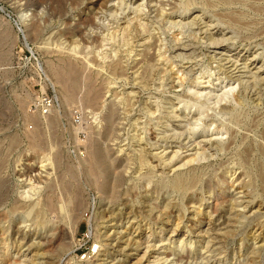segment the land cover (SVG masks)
<instances>
[{"label": "rangeland", "instance_id": "obj_1", "mask_svg": "<svg viewBox=\"0 0 264 264\" xmlns=\"http://www.w3.org/2000/svg\"><path fill=\"white\" fill-rule=\"evenodd\" d=\"M38 1L40 5L35 7L33 4L25 3V0H0V264H4L5 255L8 256L11 262L13 261V264H15L14 261H17L16 264H134L145 251L147 240H151L149 243H154V247H152L156 250L151 253L152 256L149 257L148 261L144 262L145 259L143 260L144 264L147 262L149 264L161 250L163 252H160V256L164 257L167 253L169 254L167 256L169 259L167 261L162 259L161 264H220L216 261H228V256L230 258L233 256L239 257L241 262L245 261L247 252L251 251L254 244L256 246L262 244L261 247L264 248V230L260 231L258 226L254 228L252 224L248 227L245 226V228H243L244 225L241 227L239 224L232 226L229 224L227 226L228 217L233 215L232 212H228L227 205H223V210L211 216L207 213L210 202H215L214 192L210 193L208 197L205 194V198L200 202L198 200V196H200L198 190L193 192L194 194L186 193L182 197V193L170 192L169 188L167 192L164 189L160 201L159 198H155L152 190L148 193L144 191L145 188L153 189L159 178L162 180L172 177L175 171L165 170V173L161 176L159 173L160 168H155V170L142 168L139 170L137 167H131L129 170L123 171L124 178L119 182L117 196L110 200L107 194L99 192L97 183L92 179L88 170L78 169L79 159L86 155L90 132L102 130L105 122L100 120L99 117L109 110L112 103L118 105V130L112 140H106V142L103 139L101 140L108 145L113 152L112 155L120 156L123 163H125L126 154H131L135 150L143 148L147 152L148 158L156 152L153 147L154 140L148 139L147 136L154 137L156 133L161 131V127L148 124L142 130L139 127L140 125L138 127L132 125L135 121H138V123L145 122L147 116L155 117L158 115V112L153 116L144 115L141 111L143 105L146 103L153 104L156 98L161 99L163 104V108L160 110L167 112L165 109L175 108L169 100L172 99V103L175 104L177 101L174 99L173 92L179 91L181 93L183 91L177 78L182 75L181 78H184V82L188 85L194 72L197 75L200 71V67H197L199 65L195 66L196 62L205 64L208 56L214 55V48H207L200 44L201 38L205 35L204 30L207 28V24L212 25V30L209 29L208 32L213 36L219 37L224 34L228 38V41L222 46L224 55L221 57L223 59L221 63L225 62L226 57L239 60V63L246 61L251 72L250 70H241L242 72H239V75L243 76L242 80L245 83H250V85L253 84L251 75L255 71L264 76V67L258 71V66L264 64V0H215L208 3L204 0H193V4L188 6L189 10L183 14V17H180L181 15L177 11L171 14L170 4L175 3V0H153L147 3L150 9L149 16H151L148 20L154 17L161 6L166 12L165 21L159 25H152L151 29L153 33L152 41L159 37L164 39V43H168L165 55L169 60L166 62L162 59L161 62L156 63L157 69L154 70L152 77H149L145 82L146 86L133 84L134 69L130 68L126 73V76H128L127 81L130 83L124 84L118 78V83L109 84L102 88L100 105L102 104L103 107L101 105L102 109L94 111L100 114L96 120L91 112L92 109L86 105L84 106L83 100L81 101L85 90L79 87L75 90V98L68 100L67 90L55 81L54 76L49 71L50 66L55 63L63 65L60 60L68 58V54H71L70 58L73 61L79 62L81 56L86 54L89 58L102 63L101 58L96 55L98 48L91 40L96 35L104 36L113 33L114 39L109 42L108 46H104V52L112 54L113 49L122 51L125 47L121 45L120 34L117 29L124 25L129 17H132V9L118 10L116 18H112L110 13L103 7V0H84L80 6L73 8L66 7L63 2L57 0ZM113 4L114 2H109L107 7H111ZM22 12L27 13L25 22H22L20 18ZM89 13H95L94 23L80 24L76 30H73L72 34H69V27L65 26L66 20L67 22L71 21L72 23H70L73 25ZM228 16H234L236 21L229 20ZM38 18H42L43 32L39 37L33 38L29 35V25ZM193 19L195 24L183 27L184 34L182 35L179 34L178 27H171L169 24L171 20L187 23ZM5 34L8 35L5 37ZM189 34L192 36H189ZM175 36L181 38L182 43L192 45L188 48L170 46L174 44L173 38ZM193 36L200 40L199 43H195L197 39ZM139 43L140 41L134 44L136 53L143 49L139 46ZM75 45L76 50L81 51V56L72 55L70 49ZM193 48L195 53H192ZM179 54L181 56H177ZM188 54H191V57L198 54L197 59L185 60V58H182V56ZM254 55L256 56L255 63H251L253 60H249V58ZM217 57H219V54H216ZM138 58L140 57L137 56L133 59L136 62ZM106 60L108 61V59ZM173 65H175V68L171 70ZM215 65L216 63L213 62L212 66ZM91 69L95 71L96 67H91ZM176 69L179 71H176ZM161 70L165 71L160 72ZM86 72L84 71V73ZM81 73L83 74L82 71ZM163 73L165 74L162 81L160 77ZM100 74L105 77L108 74V69L101 70ZM205 80L200 78L198 82ZM200 86H203V83ZM210 89H214L215 94L220 92L218 91V84H214ZM263 89L264 82L258 83L256 87L250 89L249 99L244 100L241 105L235 106L231 99H228L227 103H221L222 105L234 104L235 106L233 111L219 114L215 119L227 123L235 136L236 143L232 144L229 150L216 153L209 158L213 168L219 169L220 163L226 162L235 151L241 149V137L245 135L247 136L246 140L256 144L255 147H259L260 144L264 145ZM162 91L165 93L159 94ZM237 91L238 88H235L234 92ZM44 94L49 95L54 100V106L48 113H43L39 108L38 100ZM258 95L261 96L260 101H258ZM181 111L182 109L178 110L179 113ZM191 111V113H194V108ZM54 115H56V118ZM48 116L54 117L55 121L58 120L52 127H50L52 123L49 124L48 118L50 117ZM35 118L36 120L37 118L40 119L39 121H42L40 122L42 124H36L34 122ZM44 118L47 120H44ZM45 121H48V123L46 124ZM156 121L153 120V123L155 124ZM161 122L163 127L178 124L168 116H165ZM48 124L50 126H47ZM32 133L38 135L41 133L39 135L41 136L40 146H32L29 138ZM226 136L223 139L228 142L230 136L229 134ZM171 148L175 149V145H171L170 150L167 149L168 154H171ZM188 149H191V147H188ZM193 152L194 150L185 151L184 148L180 151V158ZM208 152L214 153V149L209 147ZM55 153H59L60 162L53 158H51V164L48 161L39 162L44 154L52 157ZM154 162L156 160H152L153 164H155ZM205 162L206 160H200L197 163L195 162L194 166L196 164L202 165ZM67 166L68 172L65 170ZM199 167V170H201L202 166ZM203 167L205 170L206 166ZM181 169H183L180 170L181 172H185L189 168ZM117 170H122V167L111 166L106 177H100L98 181L103 182L112 179L113 172ZM207 170L211 171V168L209 167ZM230 170V172L222 171L221 168L217 170L218 175L222 174L227 181V184L223 185L224 188L226 187L227 198L238 197L239 200L242 199L245 203L248 198L244 196V188H241L242 182L237 181L239 170L234 176H231L233 169ZM30 177L33 182L39 183V186H41V194L38 197L42 203L48 192L47 194L53 195L54 202L57 205L60 203L65 205L66 212H74L79 215V218H77V231L74 234L71 232L73 218L60 217L56 219V221L59 220L60 225H65L66 228L62 245L54 244L45 248L36 245L39 238L45 234L44 231L51 224L53 218H50L49 222L41 228L30 217L25 218L22 214L25 209L24 203L28 204V202L23 201L19 195L20 185L25 181V178ZM146 177L151 178L150 184H147ZM205 177L206 175H204ZM232 180H234V186L228 188V183ZM221 200L219 198L218 201ZM168 201L177 203V207L183 209L184 217L178 228L176 227V230L171 234L177 223L175 215L177 212L173 208L168 224L163 223L162 225L165 230L155 240L156 235L152 232L148 233V226H151L150 231L155 230L157 232L159 230L157 228L159 223H155L152 218L159 214L158 209L163 210ZM259 201H254L252 205L250 204L244 210L246 216L251 218L255 214H264V202L258 208ZM154 205L158 206L150 212L148 208ZM236 210L243 211L241 207H237ZM262 216L259 220L264 219V215ZM199 218L202 219L200 223L197 222ZM132 221L134 228L137 227L135 231H133V228H128ZM111 223L115 224V230H122L123 234H127L128 237L134 239L139 237V241L142 243L139 249L122 253L117 251L118 247H115L118 243L116 236H112L107 241L104 240L105 232L111 235L114 230V227L110 225ZM45 226L46 228H43ZM236 227L240 231L246 230L247 232H242L234 239L225 236L228 229ZM191 229H202L203 234L195 237L193 235L196 231ZM38 232H44V234L39 235ZM253 234H259L260 236L257 240H254L251 237ZM94 236H98V242H94ZM127 236L121 241H124ZM241 237H245L246 245L243 243V246L239 248ZM208 241L209 245L206 248ZM223 245H227L226 250H224ZM79 246H83V248L92 246L96 251L85 260L79 261L78 254L73 253L74 248ZM128 253L131 255L126 258ZM262 253L263 259L264 250ZM182 257H185V259Z\"/></svg>", "mask_w": 264, "mask_h": 264}, {"label": "bare ground", "instance_id": "obj_2", "mask_svg": "<svg viewBox=\"0 0 264 264\" xmlns=\"http://www.w3.org/2000/svg\"><path fill=\"white\" fill-rule=\"evenodd\" d=\"M57 1L63 2L64 5H66V7H70V8L78 7V5L80 6V4L84 2V0H57ZM151 1L153 0H103L102 1L103 7H105V9L110 13V16L112 18H116V15L118 14V10L122 11L127 8L132 9V14H133L132 17H129L125 22V24L123 23L124 25L120 26L117 29V31L120 34L121 45L124 46L125 48L122 51L113 49L112 54L104 52L105 51L104 46L106 45L108 46L109 42L114 39V35L113 33L106 34L104 36L96 35L91 40L92 42L95 43L96 48H98V50H96V55L97 57L101 58L100 60H102V63L97 62L96 59L89 58L88 55L86 54L81 56L80 55L81 51L76 50V45H75L70 49V51L72 52L73 56L77 55L82 57L79 60V62L73 61L70 58L71 54H68V58H64L60 60L63 65H59L54 62L55 64H52L50 66L49 71L54 76L55 81L57 83H60L67 90L66 92H68V98H67L68 100H73L75 98V90L79 89V87L85 90L81 97V101L83 100L82 103L84 102L83 103L84 106L86 105L87 107H90L92 109L91 112L95 116L94 117L95 120L98 118L97 116L100 115L98 114L99 112L96 113L94 111L97 109L99 110L101 108L102 104L100 105V101H101L100 94L102 88H105L109 84L118 83L117 82L118 78H120V80L124 84L130 83L129 81H127L128 76H126L127 70L130 68L134 69L133 71L134 76L132 75L133 76L132 82H134L133 84H141L142 86H146L145 82L149 77H152L154 70L157 69L156 63L158 61L161 62L162 59L165 60L166 62H168L169 60L165 55V52H167L166 46L168 45V43L166 42L164 43L163 42L164 39H161L159 37L158 39L152 41L153 33L151 29L152 25H159L160 23L165 21L166 12L163 10V7L161 6V9L155 13L154 17L148 20V18L151 16H149L150 9L148 8L147 3ZM204 1L208 3L215 0H204ZM220 1H228V0H220ZM109 2H114V4L111 7H107ZM193 2H194L193 0H175V3L170 4L171 14L172 12L176 13L177 11L180 13L181 15L180 17H183L184 16L183 14H185L189 10L188 6L193 4ZM25 3L33 4L35 7H38L40 5V2L38 0H25ZM94 15L95 13L85 14L82 18L78 20L79 21L78 23H74L73 25L71 24L72 23L71 21L67 22L66 20L65 26L67 25L69 27V28L67 27L69 29L68 33L72 34L73 30H76V28H78L80 24H89V23L93 24L94 23L93 19L95 18ZM26 17H27V13L22 12L20 15L22 22L26 21ZM228 17L229 20L234 22L236 21L234 16H228ZM41 21L42 18H38L30 23L29 35L31 37L37 38L43 32ZM169 24L171 25V27H178V29L180 30L179 34L182 35L184 34L182 31L183 27L187 25L195 24V20L193 19L187 23L186 22L182 23L179 20L178 21L171 20L169 21ZM211 26H212L211 24L206 25L207 28L206 29L204 28L205 35L204 37L201 38V41L198 40L195 36H193V38L197 39V42L195 43H199L198 41H200L201 45L207 48L209 47L214 48L215 50L214 55L210 57L208 56L205 64L204 63L199 64V62L198 63L196 62L195 66L199 65L197 67H200V71L197 75L194 72V74L191 76L192 78L190 82L188 81L189 82L188 85H186V82H184L185 79L181 78L182 75H180L177 78V80H179V86L182 87L183 91L181 93H179V91L173 92L174 99L177 101L175 104L172 103V99L169 100V102L175 108L172 107L171 109H165L167 112H164V110H160L163 108V104L161 103V99L156 98L154 102L152 101L153 104L146 103L145 105H143L141 111L144 113V115L153 116L156 112H158V115H156L155 117L147 116V120L145 122L138 123V121H135L134 125H132L134 127H138L140 125L139 127L142 130H144L148 124H150L151 126L155 125L161 127V131L156 133L154 137L147 136L148 139L154 140L153 147L156 152H154L151 155V157L148 158L149 156H147V152H145L143 148L137 151L135 150L131 154L129 153L126 154L124 158L125 163H123V160H121L120 156L112 155L113 152L110 150L108 145L104 144L103 142V141L106 142V140H112L115 136L116 131L118 130L117 129L118 120H119L118 105L112 103V106L109 108V110L107 112H104L101 115V117H99L100 120H103L105 122L102 127V130H98L97 132H90L86 155L79 159L78 169L88 170L90 175L92 176V179L97 183V188L99 192L107 194L110 200L116 198L117 196V192H118L117 188L119 182L124 178L123 171L129 170L131 167H137L139 170H141L142 168H146L150 170H155V168L157 169L160 168L159 173L161 176L162 174L165 173V170L175 171V174L172 177L170 178L168 177L167 179H162V180L161 178H159V180H157L156 183L154 184L153 189L145 188L144 191L148 193L149 191L152 190V192L155 194V198L156 199L159 198L160 201V199H162L163 197L162 193L164 189L167 192H168L167 189L169 188L170 192L182 193L183 194V196L181 195L182 197H184L186 193L189 194L198 190L200 192L199 193L200 196H198L199 197L198 200H200V202H202V200L205 198L206 195L208 197L210 196V193L212 194V192H214L213 198L215 199V202L214 203L210 202L208 206L209 210L207 211V213L210 216L223 210L224 208L223 205H227L228 212L233 213L232 216L228 217V220L226 222L227 226H229V224L230 226L239 224L241 225V227L242 225H244L243 228H245V226L248 227L251 226L252 224L253 228L258 226L260 231H262L264 230V219L259 220V218H262L263 217L262 215L264 214H255L253 217L250 218L245 215L244 210L247 209L250 204L252 205L254 201L257 200L259 201V199H262L259 201L260 203L258 205V208H260V206L263 204L262 202H264V145L260 144L259 147H255L256 144H253L252 141L246 140L247 136L245 135L241 137L242 138L240 141V144H242L241 149L235 151L234 154L231 157H229L226 162L220 163L219 166V169L221 168V170L225 172H230L231 171L230 169H233L231 176H234L236 172L239 170L237 181L242 182L241 188H244L243 191L244 196L248 198L247 202L244 201L245 203H243L242 199L239 200L238 197H231L229 199L227 198L226 187L225 188L223 187L224 184H227V181L225 180L222 174L218 175L217 170L219 169L212 167V163L210 162L209 158H211L216 153L225 152L229 150L231 148V145L236 143L235 136L233 135V132L230 130V127L227 125V123L218 121L217 119H215V117H217V115L219 114L222 115L230 111H233L236 105H241V103H243L244 100L249 99L248 93L250 89L256 87L258 83H263L264 76L258 74L257 71H255V73L252 72L253 74L251 76L253 78V84L250 85V83H245V81L242 80L243 76L241 77V75H239L240 74L239 72L250 70L249 65H247L246 61L239 63V60H232L230 59L231 57H226V59H224L225 62L221 63L223 60L221 57L222 55H224L223 54L224 50L222 49V46H224L223 44L226 41H228L227 40L228 38L224 34H221V36L219 37L213 36L211 33L208 32L209 29H211ZM156 29L158 28L156 27ZM78 30L77 32L79 31L81 32V30L79 31ZM7 35L8 34H5V37ZM189 36L192 35L189 34ZM181 40H182L181 38L175 36L173 38L174 44L170 46H183L184 48H188L190 45H192V44L186 45L182 43ZM138 41H140L139 46L143 47V49H141L138 53H136V50L134 49L135 47L134 44ZM192 50H193L192 53H195V49L193 48ZM216 54H219V57L216 58ZM190 55L191 54L182 56V58L183 59L185 58V60L192 58L193 60L197 59L196 57L198 54L195 55L194 57H191ZM137 56H139L140 58H138V60L135 62L133 58ZM177 56H181V55L179 54ZM106 59H108V61ZM249 60H253L251 63H255L256 56L255 55L251 56ZM213 62L216 63L215 66H212ZM91 67H96L95 71L92 70ZM263 67L264 64H260L258 66V71L262 70ZM105 68L106 70L108 69V74L105 77H102L100 71ZM173 68H175V65L172 66L171 70ZM81 71L83 72V74L81 73ZM84 71L86 73H84ZM164 71L165 70H161L160 72H164ZM176 71L179 70L176 69ZM164 74L165 73H163L161 77L159 76L160 78H162V81L164 79ZM200 78L204 80L206 78V80L198 82ZM124 79L126 80L125 82ZM226 79L227 81H225ZM235 82L236 84L234 85ZM202 83L203 86H200V84ZM214 84L215 85L218 84L219 86L218 91H220L219 93L215 94L214 89L213 90L210 89L211 86H213ZM235 88H238V91L236 93L234 92ZM163 93L165 92L162 91L159 94H163ZM262 94H264V89ZM228 99H231L234 102L235 106L234 104H230V105L221 104L222 102L227 103ZM260 99L261 96H259L258 101H260ZM192 108H194V113H191ZM180 109H182V111L179 113L178 110ZM54 116L56 118V115ZM165 116L172 118L174 121L178 122V124L170 125L169 127L168 126L163 127V123L161 122V120ZM46 118H44V120H47ZM55 118L54 117L48 118L49 124L50 123L52 124H50L51 126L49 124L47 126L50 127L54 126L55 125L54 123L58 121V120L55 121ZM37 120L39 121L40 119L37 118ZM37 120L36 118L34 120L36 124L42 122V121L38 122ZM153 120H157L155 124L153 123ZM48 121L47 122L45 121L46 124L48 123ZM40 134L41 133H39V135ZM228 134L230 136V139L228 140V142H226L225 139H223V137H225ZM30 135L29 138L32 146L34 147L40 146L41 136H39L37 133H32ZM102 139L103 141H101ZM173 144L175 145V149L171 148L172 149L171 154L170 153L168 154L167 149H169ZM188 147H191V149H188ZM209 147L214 149V153L208 152ZM184 148L185 151L194 150V152L190 153V155H185L183 158H180V151ZM51 158L55 159L57 162H60L61 157L59 153H55L52 157L51 155L44 154L41 161L39 162L44 163L45 161H48L51 164L52 163ZM152 160L153 161L156 160V162H154L155 164L152 163ZM200 160H206V162L203 163L202 165L196 164V166H194L195 162L197 163ZM113 165H116L117 167L121 166L122 170H117L113 172L112 179L99 182L98 179L103 176L106 177L107 172L109 171L110 167ZM199 166H202L201 170H199L200 168ZM203 166H206L205 170ZM185 167L189 169H186L187 171L185 172H181L180 170H183L181 168H185ZM209 167L211 168V171L207 170ZM65 170H67L66 172L69 171L68 166L65 167ZM160 175L159 177H161ZM204 175H206L205 178ZM146 181L147 184H150L151 178L146 177ZM228 184H229L228 188H232L234 186V180H232L231 182L229 181ZM47 193L45 195L44 202L42 203L38 197L41 194V186H39V183L37 184L33 182V180L30 177L28 179L25 178V181L20 185L19 195L23 201L28 202V204L24 203L25 209L22 211L24 217L25 218L30 217L31 220L37 225H40L41 228L42 226H44L46 223L49 222L50 218H53L48 228H46V226L43 227L46 228V230L44 231L45 234L44 232L42 233L38 232L39 235L44 234L41 238H39V241L36 244L42 248L49 246L51 247L54 244L62 245L64 243L66 228L65 225H60L59 220L56 221V219L60 217L61 218L66 217L69 219L70 217L73 218V225L71 226V232L74 234L77 231V224H78L77 218H79L78 213L75 214L74 212L73 213L66 212L65 205L63 203L57 205V203L54 202L53 195ZM219 198H221L222 200L218 201ZM76 202L78 201L76 200ZM157 206L158 205H154L148 208V210L151 212L154 208L156 209ZM237 207H241V210L243 211L236 210ZM173 208H175V212H177V214H175L177 223L175 224V227L172 229L171 234L176 230V227L178 228L179 223L184 217L183 215L184 213L182 212L183 209L182 210L179 209L177 207V203L168 201L166 205H164L163 210L158 209L159 214H157L156 217L152 218L155 223H159V225L157 226L159 230L157 232L155 230L150 231L151 226H148V233L149 232H152V234L155 233L154 234L156 235V237L154 238L155 240L165 230L162 225L163 223L168 224L169 218L171 217V214L173 212L172 211ZM201 220L202 219L199 218L197 222L200 223ZM110 225L114 227L115 224L111 223ZM128 226L129 229L133 228L134 229L133 231L137 229V227L134 228L133 221ZM115 229L116 227H114V230L112 231L111 235L105 232L104 240L107 241L112 236H116L115 238L117 239L118 243L115 245V247H118L117 251L125 253V251H129V250L131 251L132 249L133 250L139 249V247L142 244L139 241V237L135 239L133 237L130 238L127 236V234H123L122 230L117 231ZM192 231H196L195 235H193L195 237L201 236V234H203L202 229L192 230ZM242 232L246 233L247 231L246 230L240 231L237 229V227L230 228L226 231L225 236L234 239L236 236L242 234ZM125 236H127V238L124 241H121ZM259 236H260L259 234L256 235L253 234L251 237L254 240H257ZM97 239L98 236H94V242H98ZM150 241L151 240H147V245H145V251L136 260L134 264H144V262L148 261L149 257L152 256L151 253L154 252L156 248L155 249L153 248L154 243H149ZM245 241H246L245 237H241L239 248L243 246V243H245ZM263 243H264V239H263ZM208 245H209V241L206 243V248H208ZM261 246L262 244L260 246H256L254 244L251 251L247 252V259L243 262L239 260L240 259L239 257H234V256L231 258L230 256H228V261L226 260L227 262L226 261L222 262L220 260H217L216 262L220 264H227V263L264 264V258L262 259V254H263L262 251L264 250V248H262ZM180 247H182V245H180ZM223 248L224 250H226L227 245L225 246L223 245ZM160 252H163V250L159 251L157 255L154 254L155 257L153 258V260H151V262H149V264L152 263L161 264L163 262L161 261L162 259H164V261H167V259H169L167 258V256L169 255L168 253L163 257L159 255ZM130 255L131 254L128 253L126 255V258L129 257ZM5 256L6 257L4 260V264H13V261L11 262V260L8 258L7 255ZM144 259L145 261L143 262ZM183 259H185V257ZM233 259L234 261H232ZM14 263L16 264L17 261H14ZM146 264H148V262Z\"/></svg>", "mask_w": 264, "mask_h": 264}, {"label": "built area", "instance_id": "obj_3", "mask_svg": "<svg viewBox=\"0 0 264 264\" xmlns=\"http://www.w3.org/2000/svg\"><path fill=\"white\" fill-rule=\"evenodd\" d=\"M39 101V108L43 113H48L49 110L54 106V100L52 97H50L47 94H44L41 96V98L38 100ZM95 252L92 246L88 248H83V246H79L74 248L73 253L75 255L78 254V259L79 261L85 260L87 257L91 256V254Z\"/></svg>", "mask_w": 264, "mask_h": 264}]
</instances>
